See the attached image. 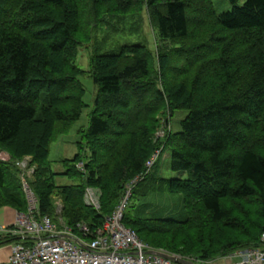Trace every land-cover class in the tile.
Returning a JSON list of instances; mask_svg holds the SVG:
<instances>
[{"label": "trees", "instance_id": "obj_1", "mask_svg": "<svg viewBox=\"0 0 264 264\" xmlns=\"http://www.w3.org/2000/svg\"><path fill=\"white\" fill-rule=\"evenodd\" d=\"M132 1L138 11L145 10L155 30V55L144 45L127 42L116 53L93 54L83 72L75 64L77 47L90 38L93 22L108 25L107 17L122 21L130 15L126 4ZM227 1L232 9L217 15L211 0H90L89 8L100 3L104 15L100 20L95 14L91 22L83 20L79 0H0V151L9 156L0 160V208L25 212L16 163L30 156L35 167L27 185L39 216L56 225L61 220L73 232L78 223L91 230L101 227L138 178L122 224L154 250L162 247L173 255L175 246L156 236L193 230L199 232L197 243L179 254L180 264L260 246L264 0H245L238 7V0ZM194 29L200 30L193 39L197 42L188 43ZM86 74L97 92L88 127L81 131L80 152L61 162L63 172L53 173L49 145L88 107L81 83ZM161 111L187 115L180 132L157 142L155 116ZM161 147L169 150L170 171L180 178H161L156 163L146 174L145 163ZM57 178L73 183L59 185ZM87 188L98 191V210L85 204ZM164 192L181 196L178 218L148 217L141 209L131 216L133 196L145 200ZM54 197L62 203L59 214ZM22 243L20 237L0 234V248Z\"/></svg>", "mask_w": 264, "mask_h": 264}, {"label": "rangeland", "instance_id": "obj_2", "mask_svg": "<svg viewBox=\"0 0 264 264\" xmlns=\"http://www.w3.org/2000/svg\"><path fill=\"white\" fill-rule=\"evenodd\" d=\"M79 1H80L79 3L80 11L83 14L82 16L83 20L86 19V21L89 20L92 22L93 20L97 19L95 14L98 15L100 20L103 19L104 15L101 13L103 11L102 4L94 3L93 9L91 10L89 8L91 4L90 0H86V1L79 0ZM244 1L245 0H238L235 5L237 7L241 6ZM211 3L214 9V12L217 15H220L225 12H229L233 7L231 4L228 3L227 0H211ZM137 4L138 3L133 2V1L126 4L127 12L130 15L123 18L122 21H119L116 18L111 19L107 17L105 21L108 22V25H106L105 22H101V21H98L96 23L93 22V25L90 28V38L77 47V58L75 60V64L83 72H88L89 61L93 54L98 53L100 55H104V54L116 53L118 48L122 45L127 44V42H131L132 44L139 43L141 45H144L148 49H150L152 53L155 55L156 43H157L155 30L151 28V25L149 24L148 16L146 15L145 10L143 9V11H138L139 8L137 7ZM133 13L136 15H134ZM208 23H212V22L209 21ZM204 24H207L206 21L204 22ZM133 31L135 33H132ZM199 32H200L199 29L197 30L194 29V31L191 32L192 33L191 38L189 39L188 43L190 41H192L191 43L197 42V41H194L193 39L195 37V34H198ZM81 83L85 89V95L83 97V101L86 105H88V107L83 110L79 120L71 124L69 130L66 133H62L56 136L51 141L49 145V149H48L47 161L53 173L63 172L64 168L61 162L63 160L72 159L76 154L80 152L78 148V144L82 143L81 131H84L88 127V124H89L90 112H91L92 105H93V99L95 98V95L97 92V88L93 84L92 80L87 76V74L81 79ZM186 115H187V112L185 111H180V112L175 111L173 112V114H170L169 112H166V113H163L162 111L159 112L155 116V120H158L159 128L156 129L157 131L155 132V135H154V141L162 142L163 140H165L166 136L169 133L174 134V133L180 132V122L185 118ZM159 132H163V136ZM157 133H159L158 138L156 137ZM162 149L163 147L160 148L159 153L162 151ZM163 150H164L163 153L160 155V157L155 162L158 168V175L165 180L180 178L181 176L179 174H175L170 171V152L169 150H166V149H163ZM85 151L87 152V149ZM8 159H9L8 154L6 152L0 151V160L7 161ZM23 159H29L31 162L30 156H24L22 160ZM31 167L33 166L31 165ZM21 173H22L21 181L24 180L25 182H27V180H30L32 178V176H30L29 178L25 177L22 171ZM182 178H184V175L182 176ZM55 181H56V184H59V185H69L73 183V181H69L67 178H57ZM94 190L97 191L96 189ZM125 194H126V191H125ZM125 194L123 197H125ZM142 201L147 203V205L144 204ZM53 204L56 206V210L57 208L59 210L62 205L58 197L53 198ZM128 207L130 208L131 216H135L136 211L138 209H141L142 211H145L148 217L164 215L166 216V218L175 219V218H178L179 215L181 214L182 198L179 195L168 194L165 192L162 194H159V193L152 194L146 197L145 200H141L140 198L133 196L128 202ZM241 207L245 211L250 212L251 210V208L248 207V205L246 207V205L245 204L243 205V203L241 204ZM2 208H11V207L4 206V207H1L0 209ZM59 213H60V210H59ZM60 223L62 222L60 221ZM197 233L199 234V232H196V230H193L190 232H186V234H183L181 236L175 235L174 233L156 236L157 240L163 239L162 241H165V243H168L171 246L172 245L175 246V249H176V252H170V253H174L173 255L166 253L165 248H162V247H158L159 251L166 253L168 255L176 256L178 258L179 256H181L179 255L180 253L181 254L186 253L184 252L186 247H195L194 243H197V242H195L194 238H196L195 236H197ZM231 234L234 235L233 237L235 239L237 240L241 239V237L237 236V234H234V233H231ZM177 236H180V237H177ZM183 243H186V244H183ZM262 243L263 242H261V237H260L261 245L258 247H263L262 249H264V246L262 245ZM182 244L186 246L183 248ZM147 246L149 247L152 245L147 244ZM149 248L154 250L151 247ZM250 249H253V248L238 249L221 258H216V259H212L209 261L198 260V263L199 264H212L214 261L224 260L225 264H232L233 261L235 260L233 255L236 252L247 251ZM193 260H196V259H193ZM220 264H223V263L221 262Z\"/></svg>", "mask_w": 264, "mask_h": 264}, {"label": "built area", "instance_id": "obj_3", "mask_svg": "<svg viewBox=\"0 0 264 264\" xmlns=\"http://www.w3.org/2000/svg\"><path fill=\"white\" fill-rule=\"evenodd\" d=\"M159 133L163 136V132ZM159 133L156 134L157 138ZM158 153L155 152L145 163L146 174L152 168ZM16 166L27 178L33 173L29 159L17 162ZM77 168L82 169V164H78ZM137 181L138 178L126 187L125 197L111 215L104 218L101 227L91 230L86 224L78 223L73 232L64 227L61 220L56 225L50 218L39 216L37 200L22 180L26 210L16 212L13 225L1 227L0 233L20 237L24 243L8 245L9 257L0 264H178L162 255L150 254L152 251L166 253L150 249L134 231L122 224L131 187ZM84 197L86 204L96 210L99 208L96 191L87 189ZM57 210L56 214H59L61 208ZM261 242L264 246V234L261 235ZM262 248L236 252L232 264H264Z\"/></svg>", "mask_w": 264, "mask_h": 264}, {"label": "crops", "instance_id": "obj_4", "mask_svg": "<svg viewBox=\"0 0 264 264\" xmlns=\"http://www.w3.org/2000/svg\"><path fill=\"white\" fill-rule=\"evenodd\" d=\"M16 211L12 208H2L0 209V228L1 227H10L13 225L15 220ZM10 254L9 246H4L0 248V262L7 260ZM225 264L224 260L214 261L212 264Z\"/></svg>", "mask_w": 264, "mask_h": 264}, {"label": "water", "instance_id": "obj_5", "mask_svg": "<svg viewBox=\"0 0 264 264\" xmlns=\"http://www.w3.org/2000/svg\"><path fill=\"white\" fill-rule=\"evenodd\" d=\"M149 253H150V254H155V255H162V256H164V257H166V258H168V259H170V260H172V261L178 263V259H177L176 256H172V255H168V254H162V253L154 252V251L149 252ZM182 263H184V264H191V263H188V262H186V261H183Z\"/></svg>", "mask_w": 264, "mask_h": 264}]
</instances>
